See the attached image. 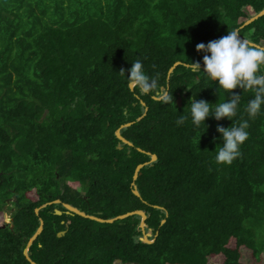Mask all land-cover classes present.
Returning <instances> with one entry per match:
<instances>
[{
    "label": "trees",
    "instance_id": "1",
    "mask_svg": "<svg viewBox=\"0 0 264 264\" xmlns=\"http://www.w3.org/2000/svg\"><path fill=\"white\" fill-rule=\"evenodd\" d=\"M263 9L264 0H0V218L14 198L10 221L0 224V264H31L23 251L40 218L43 230L29 247L38 264L259 260L264 105L250 118L244 105L253 92L232 90L241 93L233 119L249 120V136L227 164L214 155L217 124L230 119L210 115L206 129L176 118L187 115L192 94L213 103L230 95L184 64L203 65L196 44L236 29L264 46V14L241 27ZM134 60L155 77L154 91L130 88L120 70ZM161 90L169 102L154 98ZM119 128L132 145L116 136ZM151 153L157 159L135 180L138 196L133 175ZM63 202L103 218L142 209L155 240L141 239L140 214L100 222L67 212Z\"/></svg>",
    "mask_w": 264,
    "mask_h": 264
},
{
    "label": "clouds",
    "instance_id": "2",
    "mask_svg": "<svg viewBox=\"0 0 264 264\" xmlns=\"http://www.w3.org/2000/svg\"><path fill=\"white\" fill-rule=\"evenodd\" d=\"M196 49L205 53L202 56L203 69L198 60H190L191 63L187 64V67L193 72L202 70L208 78L216 81L218 89L228 90L230 95L227 99L213 103L203 98L197 99V96L192 94L187 105V115H179L176 124L179 126L190 118L195 127H199L203 122L207 129L206 118L210 115L217 120L225 117L230 119V126L217 124V131L221 134L219 139L222 142L215 147L214 159L217 163H231L240 156V146L249 136V120L240 118L237 122L233 119L237 116L241 93L232 90L239 87L253 92L252 98L244 105V112L248 117L254 118L261 112L264 105V47L251 44L243 39L236 29H232L226 35L207 43H197ZM120 71L127 74L129 82L135 84L141 93L157 88L155 77L149 76L144 70L141 60L132 61L129 69ZM161 98L164 102L170 100L169 94L163 90Z\"/></svg>",
    "mask_w": 264,
    "mask_h": 264
},
{
    "label": "water",
    "instance_id": "3",
    "mask_svg": "<svg viewBox=\"0 0 264 264\" xmlns=\"http://www.w3.org/2000/svg\"><path fill=\"white\" fill-rule=\"evenodd\" d=\"M264 14V9L261 10L260 12H258L257 14L251 16L249 19H247L242 25L241 27H244L245 25H248L250 24L252 21H254L255 19H257L258 17H260L261 15ZM239 34V33H238ZM240 35V34H239ZM241 36V35H240ZM242 37V36H241ZM243 38V37H242ZM244 39V38H243ZM247 40V39H245ZM248 41V40H247ZM251 44L255 45V46H260L259 44H256V43H253L251 41H249ZM262 47V46H260ZM183 62L178 60L176 62H174V64L170 67L169 69V74L173 71V69L175 68V66H177L178 64H182ZM186 66L187 64L189 63H184ZM201 68H203V65H201ZM130 88L133 89L134 85L133 83L130 82ZM155 99H161V96H154ZM178 101V104L179 106L182 104V99L181 97H179L177 99ZM143 104H145V102L142 101ZM145 114V113H144ZM143 114V115H144ZM142 115V116H143ZM140 118H138L137 120H139ZM133 121H130V122H127L125 124H123L121 127H124V126H128L130 124H132ZM120 127V128H121ZM120 128L116 130V136L122 141V142H125V143H128L130 145H132L133 143L128 140L125 136H123L120 132ZM119 148L121 147L120 145L118 146ZM139 150L141 151H144L143 149L141 148H138ZM147 153H150V152H147ZM157 159V155L155 153H151V159L149 161H146V162H143V163H140L137 165L136 167V170L134 172V175H133V181H132V186H133V192L134 194L140 196V192L139 190L137 189V185L135 183V180L136 178L139 176L140 174V170L141 168L145 165V164H148L149 162H152V161H155ZM58 202H61L60 199H55V200H52V201H49V202H46L42 205H40L39 207H37L35 209V211L38 213L40 208L42 207H45L46 205L48 204H51V203H58ZM63 205L66 207L67 209V212H74V213H77V214H80L82 216H85V217H88V218H91V219H94V220H97V221H100V222H114L115 220H118V219H121V218H124L126 216H129V215H133V214H140L141 215V222H140V227L145 231V227H146V218H147V215H146V212L142 209H135V210H131V211H127L126 213H122V214H119L117 216H114V217H111V218H103V217H99V216H96V215H93V214H88L86 213L85 211L79 209L78 207H75L67 202H63ZM158 206V205H156ZM57 213H61V210L57 209L56 210ZM165 219L162 220V222H164ZM43 227H44V221L42 218H40V225L38 227V229L36 230V232L32 235V237L29 239L25 249H24V255L26 256V258L31 262V264H38L36 261H34L31 256H30V252H29V247L31 246V244L33 243V241L36 239V237L42 232L43 230ZM58 235H61V233L59 232ZM152 235V229L149 228L148 231H145L144 233V236L141 238L144 242H148V243H151L155 240V238L153 239H149V236ZM117 262H120V259H117ZM134 264H139V263H134Z\"/></svg>",
    "mask_w": 264,
    "mask_h": 264
},
{
    "label": "rangeland",
    "instance_id": "4",
    "mask_svg": "<svg viewBox=\"0 0 264 264\" xmlns=\"http://www.w3.org/2000/svg\"><path fill=\"white\" fill-rule=\"evenodd\" d=\"M264 47V46H262ZM72 186L74 188H78L80 190L81 189V186L79 183H72ZM14 198H10L8 200V202L6 203L5 205V208H4V214L2 213L1 214V218H0V224H4V223H8L10 221V211H11V201L13 200ZM13 206V205H12ZM262 224V229L264 230V221ZM212 260V259H211ZM244 260L248 263H251L253 258L252 256L250 255V253H248L247 255L244 256ZM119 263V262H118ZM211 264H219V259L218 258H214L212 261H211ZM254 264H264V253L260 256L259 260H257Z\"/></svg>",
    "mask_w": 264,
    "mask_h": 264
}]
</instances>
